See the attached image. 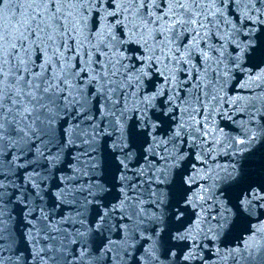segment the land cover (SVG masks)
I'll return each instance as SVG.
<instances>
[{"label": "snow or ice", "instance_id": "snow-or-ice-1", "mask_svg": "<svg viewBox=\"0 0 264 264\" xmlns=\"http://www.w3.org/2000/svg\"><path fill=\"white\" fill-rule=\"evenodd\" d=\"M0 264H264V0H0Z\"/></svg>", "mask_w": 264, "mask_h": 264}, {"label": "water", "instance_id": "water-1", "mask_svg": "<svg viewBox=\"0 0 264 264\" xmlns=\"http://www.w3.org/2000/svg\"><path fill=\"white\" fill-rule=\"evenodd\" d=\"M237 93H239V94H245L244 92H243V90H240V89H237V88H233V92H232V94H237Z\"/></svg>", "mask_w": 264, "mask_h": 264}]
</instances>
